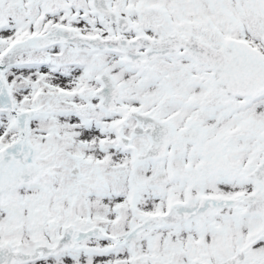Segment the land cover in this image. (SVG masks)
<instances>
[{"label": "snow or ice", "instance_id": "6c2138e0", "mask_svg": "<svg viewBox=\"0 0 264 264\" xmlns=\"http://www.w3.org/2000/svg\"><path fill=\"white\" fill-rule=\"evenodd\" d=\"M0 264H264V0H0Z\"/></svg>", "mask_w": 264, "mask_h": 264}]
</instances>
